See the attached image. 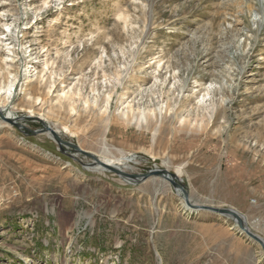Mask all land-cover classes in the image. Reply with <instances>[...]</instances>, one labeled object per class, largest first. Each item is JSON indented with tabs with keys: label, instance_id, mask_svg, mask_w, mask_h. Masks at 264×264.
<instances>
[{
	"label": "rangeland",
	"instance_id": "obj_1",
	"mask_svg": "<svg viewBox=\"0 0 264 264\" xmlns=\"http://www.w3.org/2000/svg\"><path fill=\"white\" fill-rule=\"evenodd\" d=\"M1 88L29 131L175 173L264 240V0H0ZM95 166L0 120V264H264L165 180Z\"/></svg>",
	"mask_w": 264,
	"mask_h": 264
},
{
	"label": "water",
	"instance_id": "obj_2",
	"mask_svg": "<svg viewBox=\"0 0 264 264\" xmlns=\"http://www.w3.org/2000/svg\"><path fill=\"white\" fill-rule=\"evenodd\" d=\"M3 112H4V110L0 107V120L5 122L6 124H9V125L16 127L22 133L23 132L24 133L30 132L32 135L50 134L52 137V140L56 144H58V146L61 147V145H65L67 147L74 149L78 153L80 152L82 154H85L93 160L94 164H96V163L101 164L102 166H104L107 169V171L113 172V173L119 175L120 177H124L127 180H131L133 183L143 182V181H145L151 177H159V178L165 180L166 182L170 183L171 186L175 190H177L178 192H180L182 194L183 202L187 208L191 209L192 211H197V212L206 211L208 213H213V214H216L219 216H223V217H227L229 219H232L233 222L235 223V225L238 227V230H240L242 233H244L250 240H252L255 243H257L258 245H260L263 252H264V240L261 239L259 236L253 234L246 227L245 221L243 220V217L241 215H238L239 214L238 212H236L234 209H231V208L221 209V208H214V207H210V206H206V205H199L197 203H191L187 189L185 188L184 185H182L181 180L177 179V176H175V174L169 173L165 169L155 168V169L149 170L147 173H145L143 175H129L123 171L109 167L108 165L99 161L97 158H94L93 155L80 150L78 147H76L74 145H71L69 143L62 141L59 138L57 132L55 130L51 129V127L49 125L45 124L42 119H40V118L34 119L42 125L41 129H39L37 131H29V129H27L23 124H19V123H17V121L20 122L24 119H30L31 116L30 117L24 116L22 118H16V117L11 118L10 116L4 114Z\"/></svg>",
	"mask_w": 264,
	"mask_h": 264
},
{
	"label": "bare ground",
	"instance_id": "obj_3",
	"mask_svg": "<svg viewBox=\"0 0 264 264\" xmlns=\"http://www.w3.org/2000/svg\"><path fill=\"white\" fill-rule=\"evenodd\" d=\"M126 18V17H125ZM126 20V19H125ZM48 67V65L47 64H45V68H47ZM36 74H38V73H36ZM34 76V75H33ZM9 85L6 87V90L5 89H3V88H1V90L0 91H2V89L3 90H5V99L6 100H8V98L11 96V94H12V92L14 91V86H13V82L12 83H8ZM70 91H71V89L69 90V91H67V92H65V91H62L61 92V95L59 96V99H61V98H70ZM2 94V93H1ZM75 95V94H74ZM109 99V98H108ZM107 99V100H108ZM85 104H87L88 102H84ZM127 107L129 108V110L131 111L132 110V108H131V106L129 105V104H127ZM71 109H73V107H71ZM127 114V113H126ZM125 113H124V115L125 116H127ZM8 116H12V114L9 112L8 114H7ZM12 118V117H11ZM127 118V117H126ZM2 123H4V124H6L5 122H3L2 121ZM51 129H53V128H51ZM63 129H65V130H67L68 131V129L66 128V127H63ZM54 130V129H53ZM56 131V130H55ZM57 132V131H56ZM59 132H57V134H58ZM47 136L49 137V138H51L52 139V137H51V135L50 134H47ZM95 158V157H94ZM100 161V160H99ZM132 161H133V158H130V157H121V158H119V159H117V160H111V159H108V158H104V159H102L101 160V162H103L104 164H106V165H108L109 167H111V168H114V169H118V170H121V169H126L127 168V166H128V164H130V163H132ZM135 161V160H134ZM97 164V166H95V167H93V168H87V169H92V170H96V171H106L107 169L104 167V166H102L101 164H98V163H96ZM106 169V170H105ZM123 172H125V171H123ZM126 173V172H125ZM175 174V173H174ZM175 176H177V179H179V180H181L179 177H178V175L177 174H175ZM125 179V178H124ZM126 181L127 182H132L131 180H127L126 179ZM72 189V188H71ZM77 192V191H76ZM56 198V197H55ZM138 199V198H137ZM183 200V199H182ZM183 207L185 208V209H188L189 211H191L192 212V210L191 209H189V208H187L186 206H185V204L183 203ZM193 212H197V211H193ZM239 215V214H238ZM67 226V225H66ZM238 228V227H237ZM62 229V228H61ZM71 231V230H70ZM239 232L241 233V234H244V233H242L240 230H239ZM247 237V236H246ZM248 238V237H247ZM148 248V247H147Z\"/></svg>",
	"mask_w": 264,
	"mask_h": 264
},
{
	"label": "snow or ice",
	"instance_id": "obj_4",
	"mask_svg": "<svg viewBox=\"0 0 264 264\" xmlns=\"http://www.w3.org/2000/svg\"><path fill=\"white\" fill-rule=\"evenodd\" d=\"M122 17H118V19H121Z\"/></svg>",
	"mask_w": 264,
	"mask_h": 264
}]
</instances>
